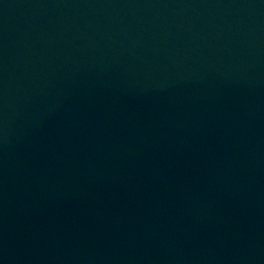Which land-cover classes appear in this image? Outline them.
Returning <instances> with one entry per match:
<instances>
[{
	"label": "water",
	"instance_id": "obj_1",
	"mask_svg": "<svg viewBox=\"0 0 264 264\" xmlns=\"http://www.w3.org/2000/svg\"><path fill=\"white\" fill-rule=\"evenodd\" d=\"M0 264H264V0H0Z\"/></svg>",
	"mask_w": 264,
	"mask_h": 264
}]
</instances>
